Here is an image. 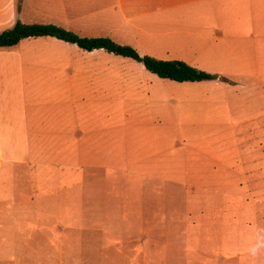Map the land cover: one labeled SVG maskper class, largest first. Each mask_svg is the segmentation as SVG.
I'll use <instances>...</instances> for the list:
<instances>
[{
  "label": "rangeland",
  "instance_id": "1",
  "mask_svg": "<svg viewBox=\"0 0 264 264\" xmlns=\"http://www.w3.org/2000/svg\"><path fill=\"white\" fill-rule=\"evenodd\" d=\"M97 3L85 6L82 1L69 11L77 15L59 19L61 26L80 36H108L150 55L129 31L134 28L113 11L90 10ZM25 48L28 57L43 58L44 70L65 59L75 70L85 68L91 128L80 143H44L36 153L30 150L33 157L27 162L4 164V169L67 173L57 179L60 185L116 188L125 201L176 208L156 210L174 215L156 219L157 231L162 229L155 233L156 252L140 264H264V113L259 118L252 98L257 110H243L250 103L245 94L239 96L241 82L219 76L174 83L132 59L103 50L86 52L54 38L27 39ZM176 51L170 59H180L173 56ZM199 63L197 68L212 72ZM41 91L44 117L58 111L73 118L65 99L51 98L49 84ZM224 91L235 105L230 114L211 98ZM60 131H55L58 137ZM28 243L12 242L6 248L16 256L24 250L26 258L38 252ZM19 264L34 263L22 258Z\"/></svg>",
  "mask_w": 264,
  "mask_h": 264
},
{
  "label": "crops",
  "instance_id": "2",
  "mask_svg": "<svg viewBox=\"0 0 264 264\" xmlns=\"http://www.w3.org/2000/svg\"><path fill=\"white\" fill-rule=\"evenodd\" d=\"M82 1L88 6L96 0H0V32L18 20L61 26L59 19L77 15L69 11ZM97 1L90 10L113 11L122 24L134 28L129 31L150 56L170 59L177 50L173 56L191 66L208 64L220 79L225 76L242 83L239 96L243 99L245 94L250 103L243 106L244 111L257 110L252 98L259 105V118L264 113L260 110L264 109L260 94L264 88V0ZM27 39L36 38L0 47L6 48L0 50V263L19 264L23 258L34 264H140L141 258L156 252L155 233L162 230L157 231L156 219L170 220L174 215L156 210L176 208L125 201L116 188L60 185L57 179L67 173L3 168L27 162L33 157L30 150L36 153L44 143L60 147L80 143L91 128L85 68L75 70L65 59V64L44 70L42 57L35 53L28 57ZM43 84L51 86L56 102L61 97L71 105L73 118L58 111L44 117ZM226 92L211 98L230 114L235 105L229 104ZM69 118L70 123H63ZM59 130L58 137L55 131ZM28 241L38 252H29L26 258L24 250L16 256L6 248L12 242Z\"/></svg>",
  "mask_w": 264,
  "mask_h": 264
},
{
  "label": "trees",
  "instance_id": "3",
  "mask_svg": "<svg viewBox=\"0 0 264 264\" xmlns=\"http://www.w3.org/2000/svg\"><path fill=\"white\" fill-rule=\"evenodd\" d=\"M37 37H53L73 44L83 51L103 50L116 56L132 59L141 63L146 71L172 82H201L218 78L214 73L196 68L179 59H158L150 55H141L137 49L119 44L108 36H80L52 23L26 24L18 20L12 28L0 33V47H12L23 39Z\"/></svg>",
  "mask_w": 264,
  "mask_h": 264
}]
</instances>
